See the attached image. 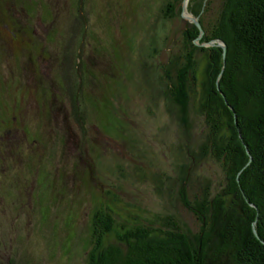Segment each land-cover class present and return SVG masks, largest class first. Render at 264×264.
<instances>
[{
	"label": "rangeland",
	"instance_id": "obj_1",
	"mask_svg": "<svg viewBox=\"0 0 264 264\" xmlns=\"http://www.w3.org/2000/svg\"><path fill=\"white\" fill-rule=\"evenodd\" d=\"M167 2L0 0V264H88L97 209L113 212L111 242L164 213L192 225L172 177L186 165L221 182L201 157L205 60L187 130L162 91L189 26L182 3L163 17Z\"/></svg>",
	"mask_w": 264,
	"mask_h": 264
},
{
	"label": "trees",
	"instance_id": "obj_2",
	"mask_svg": "<svg viewBox=\"0 0 264 264\" xmlns=\"http://www.w3.org/2000/svg\"><path fill=\"white\" fill-rule=\"evenodd\" d=\"M183 1L168 0L163 17L174 18ZM187 10L203 35L198 39L201 29L187 20L161 89L187 130L199 62L205 60L201 157L220 163L222 180L216 187L186 165L172 177L169 196L192 216V225L164 213L111 242L106 236L116 225L113 212L97 209L88 264H264V0H188ZM166 42L155 35L146 54L154 58Z\"/></svg>",
	"mask_w": 264,
	"mask_h": 264
},
{
	"label": "water",
	"instance_id": "obj_3",
	"mask_svg": "<svg viewBox=\"0 0 264 264\" xmlns=\"http://www.w3.org/2000/svg\"><path fill=\"white\" fill-rule=\"evenodd\" d=\"M187 2H188V0H184V1H183V7H182V11H183V12H182V14H183V16H184L187 20L196 23L197 26L201 29V34H200V36H199V38H198V39H200L201 36L203 35L202 26H201V24H200L198 18L194 17L191 13H187V12H188V10H187ZM185 12H186V13H185ZM221 46L223 47V49H224V51H225V50H226V46H225V44L222 43ZM224 54H225V52H224Z\"/></svg>",
	"mask_w": 264,
	"mask_h": 264
}]
</instances>
